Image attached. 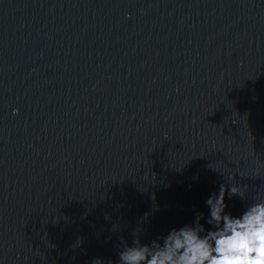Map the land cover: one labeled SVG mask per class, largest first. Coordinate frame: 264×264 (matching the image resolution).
Returning <instances> with one entry per match:
<instances>
[{"label": "water", "instance_id": "obj_1", "mask_svg": "<svg viewBox=\"0 0 264 264\" xmlns=\"http://www.w3.org/2000/svg\"><path fill=\"white\" fill-rule=\"evenodd\" d=\"M233 183L240 216L264 196V0H0V264H119L137 229L211 228Z\"/></svg>", "mask_w": 264, "mask_h": 264}, {"label": "clouds", "instance_id": "obj_2", "mask_svg": "<svg viewBox=\"0 0 264 264\" xmlns=\"http://www.w3.org/2000/svg\"><path fill=\"white\" fill-rule=\"evenodd\" d=\"M245 192L236 183L222 184L207 198L209 229L200 222L202 212L193 224L173 228L150 244L141 242L137 229L132 244L125 243L119 252V264H264V196L254 197L240 216L226 212V194L243 199ZM113 229L119 230V225Z\"/></svg>", "mask_w": 264, "mask_h": 264}]
</instances>
